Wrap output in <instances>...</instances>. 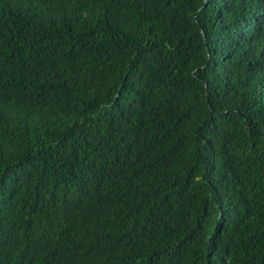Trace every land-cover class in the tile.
<instances>
[{
	"label": "trees",
	"instance_id": "trees-1",
	"mask_svg": "<svg viewBox=\"0 0 264 264\" xmlns=\"http://www.w3.org/2000/svg\"><path fill=\"white\" fill-rule=\"evenodd\" d=\"M0 264H264V0H0Z\"/></svg>",
	"mask_w": 264,
	"mask_h": 264
}]
</instances>
